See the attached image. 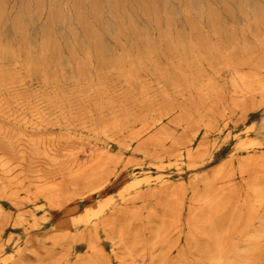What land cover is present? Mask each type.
<instances>
[{
  "label": "rangeland",
  "instance_id": "1",
  "mask_svg": "<svg viewBox=\"0 0 264 264\" xmlns=\"http://www.w3.org/2000/svg\"><path fill=\"white\" fill-rule=\"evenodd\" d=\"M263 63L264 0H0V264H76L88 233L101 264H264L261 170L241 171L264 162ZM84 164L92 177L69 176ZM166 202V238L132 258L111 247L103 218L136 212L145 240Z\"/></svg>",
  "mask_w": 264,
  "mask_h": 264
},
{
  "label": "bare ground",
  "instance_id": "2",
  "mask_svg": "<svg viewBox=\"0 0 264 264\" xmlns=\"http://www.w3.org/2000/svg\"><path fill=\"white\" fill-rule=\"evenodd\" d=\"M212 48V47H211ZM248 59V58H247ZM230 60V59H229ZM237 60V59H236ZM230 64V63H229ZM229 64H225L226 66L229 65ZM264 64V63H263ZM186 66V65H185ZM230 66V65H229ZM258 66V65H257ZM261 66V65H260ZM211 68V67H210ZM231 68V67H230ZM260 68V67H258ZM226 69V68H224ZM262 69V68H260ZM213 70V69H212ZM239 72V71H238ZM242 73V72H240ZM218 74V73H217ZM216 74V75H217ZM227 75V74H226ZM246 75V74H245ZM231 76V75H230ZM235 76V75H234ZM249 76V75H248ZM247 76V77H248ZM255 76V75H254ZM254 76H252L254 78ZM258 75H256L255 77H257ZM205 77V76H204ZM259 77V76H258ZM184 78V77H183ZM250 78V77H249ZM215 79V78H214ZM251 79V78H250ZM260 78H258V81ZM205 80V79H204ZM207 80V79H206ZM255 80L257 81V79L255 78ZM236 81V79H235ZM238 81V80H237ZM236 81V83H237ZM264 81V80H262ZM208 83V82H207ZM219 83V82H218ZM264 83V82H263ZM206 84V83H204ZM203 84V85H204ZM239 84V83H238ZM254 84H257L259 86H261L260 83H255L254 81ZM202 85V86H203ZM208 85V84H207ZM200 86V85H199ZM194 87V86H193ZM206 86H203L201 88H205ZM234 87H237L234 86ZM244 87L245 89H248L250 86L245 82V81H242V86L241 88ZM262 87V86H261ZM191 88V87H190ZM200 88V87H199ZM240 88V86H239ZM254 88V86H253ZM253 88L251 89V91H253ZM256 88V87H255ZM260 88V87H259ZM263 88V87H262ZM261 88V89H262ZM215 89V88H214ZM225 89V88H224ZM195 90V89H194ZM193 90V92H194ZM202 90V89H201ZM226 90V89H225ZM238 91H240L239 89H237ZM244 90V89H243ZM242 90V92H244ZM257 91V89H255ZM260 90V89H259ZM258 90V91H259ZM182 91V90H181ZM186 91V90H185ZM189 92V89L187 90ZM196 91V90H195ZM211 91V89H210ZM254 91V92H256ZM261 91V90H260ZM227 92V91H226ZM248 92V91H246ZM250 92V90H249ZM191 94V92H189ZM199 93V92H198ZM215 93V92H214ZM225 93V92H224ZM241 93V92H240ZM227 94V93H226ZM239 94V93H238ZM252 94V93H251ZM237 95V94H236ZM192 96V95H191ZM197 96V95H195ZM242 96V95H241ZM248 96V95H247ZM243 97V96H242ZM197 98H199L200 100V97L197 96ZM220 98V97H219ZM237 98V97H235ZM184 101V100H183ZM236 101V100H234ZM233 101V102H234ZM185 102V101H184ZM201 102V100H200ZM205 102V101H204ZM235 103V102H234ZM236 104V103H235ZM238 105V104H237ZM229 107V106H228ZM233 107V106H232ZM236 107V105H235ZM219 110V109H218ZM212 111V110H211ZM214 112V111H213ZM231 112V111H230ZM234 112V111H232ZM236 114V113H235ZM229 116V115H228ZM227 116V117H228ZM209 119V118H208ZM220 119V118H219ZM152 120V119H151ZM222 126V125H221ZM135 135V134H134ZM68 136V135H67ZM46 139V138H45ZM163 139L160 137L159 134H154L152 137H150L149 141H152L154 144L156 145H160L161 141ZM38 142V141H37ZM173 142V141H172ZM178 142V141H177ZM176 142V143H177ZM43 143V142H42ZM137 143V142H136ZM179 143V142H178ZM182 143V142H181ZM190 142L187 141V143L185 144V147H186V157L189 161H192L195 156V154L193 153L194 150L192 151L191 148H189L188 144ZM80 145V144H79ZM176 145V144H175ZM179 145V144H178ZM257 145V143H255V141L253 140H246V141H243V142H240L239 143V147L240 148H244V149H247L249 147H257L255 146ZM201 145H199L200 147ZM203 146V145H202ZM259 148V147H258ZM144 149V143H141L138 147V150L139 151H142ZM147 149V148H146ZM47 150V149H46ZM148 150V149H147ZM175 150V149H174ZM242 150V149H241ZM104 152V151H103ZM213 152V151H212ZM77 153V152H76ZM105 156H109L108 155V152H106ZM95 158V157H94ZM98 159L95 161L93 160L94 164L98 165V169H102L104 164L102 163V159L103 157H97ZM153 159V158H152ZM264 161V160H262ZM16 163V162H15ZM77 163V162H76ZM264 163V162H263ZM261 162V159L260 157H249L245 160V163L243 165V169H241V171L243 173H246L247 172V169L250 168V169H255V168H259V170H261V173L259 172V175L257 174V176L253 178L252 182L251 183H254V184H251V189L250 192L254 194L255 197L258 198L257 200V204H262L264 202V170H262L263 168V164ZM94 164H88V165H81V166H78L75 170L71 171L69 173V176H78V177H82V179L84 178V181L86 180L85 178L89 176V174L91 175V172H92V165ZM239 164V163H238ZM158 168V167H157ZM21 169V168H20ZM249 169V170H250ZM252 169V170H253ZM14 170V169H13ZM226 172V171H225ZM241 172V173H242ZM250 174V173H249ZM92 177V175H91ZM215 177V176H214ZM9 178V177H8ZM69 178V177H68ZM90 178V177H89ZM156 180V179H155ZM217 180V179H216ZM11 183V182H10ZM139 186V182H135L133 185H130L128 187H126L124 189V191H129V190H134V189H137ZM59 187H60V182H58V180H52V181H48V182H44L43 184H41L39 187H38V191L44 196V198L49 202L51 203L55 197V195L57 194V192L59 191ZM104 186L103 185H100L98 187H95V188H92L90 190H88L85 194H84V197H89L91 194H93L94 192L96 191H99L103 188ZM165 187V186H164ZM163 187V188H164ZM34 188V187H33ZM161 189V188H160ZM221 190V189H220ZM223 190V189H222ZM219 191V190H218ZM222 192V191H221ZM223 193V192H222ZM218 194V193H217ZM127 195V194H126ZM194 195V194H193ZM59 196V195H58ZM152 196V194H151ZM171 196V195H170ZM214 197V195H213ZM32 198V197H31ZM136 198H143L142 196H140V194L138 192H136ZM211 198V197H210ZM256 198V199H257ZM33 199V198H32ZM212 199V198H211ZM86 200V199H85ZM135 200V199H134ZM142 200V199H141ZM181 200V199H179ZM14 201V200H13ZM44 201V200H43ZM168 201V200H167ZM196 201V200H195ZM214 201V200H213ZM138 202V201H137ZM171 202V201H170ZM200 203V202H199ZM198 203V204H199ZM178 204L180 205L181 202H178ZM196 204V203H195ZM176 205V203H175ZM183 205V204H182ZM111 206V201L110 200H107L103 203H101L100 205H98L95 209L89 211L87 210L84 214H82L79 218V221L80 222H83V223H87L90 219H101V217L104 215V212L105 210ZM177 206V205H176ZM160 213L158 215V220L156 223H150L149 222V225L147 227V231H148V237L147 239L145 240H142L141 238V233L142 231L139 229L138 226L134 225V226H130L129 223L132 219L135 218V216H137L136 212H128V211H125L124 209H117V210H114L113 212H111V214L105 218H103L101 220V222L99 223L101 228H103L107 235H108V239L111 240L112 244H111V247H114L117 245V247H121L122 251H123V254L124 256L126 257H130L132 258V256H134V254L136 253V249L138 247H143L146 245L147 242L149 243H152V246L154 244H157V242H160L162 237L172 228L174 227L173 225L178 222V215L176 213L173 212L172 208L170 207V204L169 202H166V203H161L160 204ZM187 208V206H186ZM201 208V207H200ZM202 210V209H201ZM258 211V210H257ZM203 213V212H202ZM209 213V212H208ZM196 215V214H195ZM150 215L148 216V219L150 220ZM191 217V216H190ZM202 219V217H201ZM199 221V219H197ZM186 223V221L184 222ZM210 223H212L210 221ZM209 223V224H210ZM83 225V224H82ZM198 225V224H197ZM192 227L194 228V230H197L198 228L194 225H192ZM193 230V231H194ZM102 231V230H101ZM100 231V232H101ZM99 232V233H100ZM98 233V234H99ZM102 233V232H101ZM195 233V231H194ZM201 233V232H199ZM199 236V235H198ZM61 238L66 240L68 238L67 234H62L61 235ZM165 238H166V235H165ZM100 240V239H99ZM163 240H165L163 238ZM188 242H191V238H187ZM167 241V240H166ZM196 244V243H194ZM87 248H88V252L86 253V255L80 259H78L76 261V264H101V262L99 261V258H100V255L102 253V250L99 248L97 242H96V239L94 238L93 234L91 233H88V236H87ZM156 248V247H155ZM60 250V249H59ZM160 250V249H159ZM74 251V250H73ZM144 252V251H143ZM152 253V252H151ZM156 255V254H155ZM148 256V254H147ZM153 257V256H152ZM121 258V257H120ZM152 259V258H151ZM151 259L149 261H151ZM140 260H135L134 262H140ZM142 264V262H141Z\"/></svg>",
  "mask_w": 264,
  "mask_h": 264
}]
</instances>
